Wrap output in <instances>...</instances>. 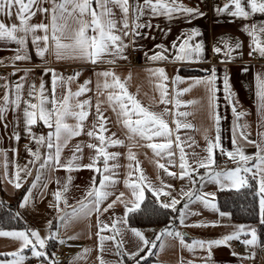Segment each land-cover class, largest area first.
Returning <instances> with one entry per match:
<instances>
[{"label": "snow or ice", "instance_id": "6c2138e0", "mask_svg": "<svg viewBox=\"0 0 264 264\" xmlns=\"http://www.w3.org/2000/svg\"><path fill=\"white\" fill-rule=\"evenodd\" d=\"M230 5L232 6L230 8ZM114 9H119V17ZM132 12L131 24L129 23V11ZM148 10L150 16H165L172 18L174 14L180 15H203V13L195 7L185 5L182 0H143L141 4L139 0H134L130 5L129 0H52V7L44 8L40 5L39 0H0V16L6 20L18 21L5 23V19H0V41L5 44L14 43L17 47L12 49L13 55L8 57L9 63L15 65L17 61H30L31 54L29 52V39L31 46L35 49V55L42 60L47 54H51L56 60L61 59H77L85 63L93 65L99 63L114 64L118 59H127L126 50L130 45H135L136 37L140 35L139 29L144 27H152L151 22L141 23L140 18ZM218 13H227L232 17H241L248 19L254 13H264V0H226L222 7H217ZM37 12L49 14L50 23L36 22L32 23V18ZM70 21L75 27L70 26ZM157 27H159L157 25ZM243 31L249 37V56L253 52L259 53L264 57V24H244ZM41 32V34H37ZM200 35L196 28H192L188 32H182L176 40L172 41L171 50L164 44H157L156 51L152 54L146 51L144 56L146 59L157 62L171 60L173 62H191L199 60L203 52V43L199 42L195 45L190 41L193 37ZM131 39H128V38ZM179 41V42H178ZM224 55L226 59L233 58V52L243 47L242 42L237 38L235 43H230L227 39L223 40ZM213 51L220 53L222 49L214 46ZM240 55V53H237ZM0 63L3 60L0 59ZM19 71L20 69H15ZM248 69L245 68L244 71ZM30 69H23L24 75L19 78L18 82L12 83L4 79L3 95L0 96V121L5 119L9 109L13 113L18 112L23 104V117L25 123V131L28 133V139L35 142V149L29 144L24 145L25 151L29 154L27 163L16 164V171L9 182L13 183L16 189L22 187V182L31 175V167L35 166L38 161L36 179L32 181L30 187L26 189L22 200L19 203L21 209L25 208L32 199L33 189L37 187L40 180L41 169L51 168L52 171L64 169L66 172L78 171L80 169L92 170L93 175L90 177V183L85 189L84 195L77 201L76 206L71 212H65L63 215L56 217L57 224L54 225L52 220L46 221L47 233L41 236L38 229H21V230H0V236L12 237L19 241L16 250L2 255L10 256L11 259L0 260V264H24L30 257L25 250L30 252L31 258H36L38 264H59L56 260L55 252L47 251L51 242L59 239V229L66 227L72 220L86 218L92 214L96 215L95 233L98 238V255L96 260L98 264H126L127 260L133 264H140L145 257L140 255L142 252L152 253L160 241V247H164L163 237H172L179 241L182 249H187L195 255L196 250H204L206 255L199 259L184 260L181 259L180 264H212V249L214 246L229 245V241L240 240L241 234L250 233V238H245L242 243L253 249L260 245L257 229L250 225L236 224L232 226V231L222 235L217 239H192L187 242L185 233L175 228V222L178 220L182 226L185 224L189 216H199L198 211H193L190 207L193 204L201 203L205 209L218 213L220 217H230L231 213L221 211L215 201V192H205L203 188L205 181L214 182L219 186V190L225 188L239 189L243 186L253 187L251 181L255 182V195L259 198V223L264 225V72H258L255 75V88L258 105V114L260 119L257 121L256 139H251L250 125L247 123H239L240 117L246 116L244 111H237L236 103H233V116L235 118L233 124L232 149L226 150L222 146L220 136V120L221 116L217 109V88L216 79L217 72L213 66L207 76L185 78L176 74L172 80L173 90L171 95L168 91L169 80L165 68L159 67L149 69L153 76L158 77L156 84L160 93L158 103L165 107L161 111L151 110L150 107L144 106L136 96L130 93L126 87V80L130 79L131 74L122 81L121 78L112 70H104L96 73L102 76V87L100 83L97 88L100 94L104 95L106 91V100L101 101L97 98L94 105V118L89 123V117L93 112V104L91 98L80 99V97L89 92L87 87L91 81L85 80L80 84L76 91H72L67 87L72 81L80 75L79 72L73 73L68 77L58 75L55 69L45 68L44 72L52 73L51 90L49 92L45 87V82L41 78L37 87L35 81L27 84L25 95V82L30 73ZM227 72V70H225ZM178 72V70H177ZM3 79V78H0ZM191 80L187 87L177 88L176 85L184 83L185 80ZM59 81V85H58ZM196 85H204L207 92V107L214 121L215 136L214 138L208 134V130H204L205 155L192 151L191 155L185 152V147H191L186 140L181 139L180 129H191L193 125L186 121L190 113L187 111H179L182 105H191L199 103L197 100H183L180 97L184 93H188ZM60 88L58 94L57 89ZM224 91L226 99L231 102V92L229 78L224 76ZM49 92V94H45ZM107 103L111 110L117 115V123L122 124L127 129V139L133 140L140 137L148 141L147 147L152 150L156 157L160 159L156 161V166L162 170L163 174L173 179L187 181L186 185H182L176 190L172 183L167 182L158 172L156 181H152L146 176L140 167L136 154L131 151L127 153V159L130 163L127 165L129 171L123 180L124 185L129 189V196L126 197L124 192H120L115 199L107 202L109 197L113 195L114 186L116 184L115 169L120 167L119 164L109 161L115 160L121 155L119 152L108 151L110 146L124 145L125 141L117 138L115 132L105 135L109 132L107 124L108 117L104 115L101 105ZM238 103V102H237ZM172 104L173 108L167 107ZM171 116L170 126L166 117ZM19 123V118L14 117ZM42 121L43 125L48 129L46 134L37 136L32 132V125L37 121ZM72 120L73 123L68 121ZM8 127L7 124L4 125ZM86 134L89 137L87 148L93 150V154L89 155L88 163H82L84 158L82 142H77L71 151V155L62 159L64 148L74 138ZM237 137L245 142V144L253 146L255 152L246 154L244 144L237 142ZM17 142L20 140V133L12 132V137ZM187 140H192L189 136ZM95 141V142H94ZM196 142L192 140V144ZM43 147L45 152L42 154L40 149ZM219 150L220 155H226L234 163L235 168L219 169L213 166L216 163V153ZM176 150L179 151V173L172 171L169 166L176 167ZM16 152L17 149H12ZM160 160H165L161 163ZM250 161L254 163L249 164ZM102 162V167L98 166ZM9 159L7 152L3 153L4 174L8 176ZM200 169H204L201 173ZM23 174V175H22ZM99 174L98 182L97 175ZM134 174H138L136 179H130ZM72 177L68 175L65 182L61 185L59 178L56 180L58 187L52 192L54 201L49 204L58 214L62 212L61 202L64 207H68V198L66 193L69 191ZM199 184V187L197 185ZM47 188V184L43 185ZM176 191V195L173 192ZM146 193H150L155 202L161 209L170 210L171 213L168 223L155 233V239L149 240L145 232L140 228L130 224V213H135L141 209V205L146 200ZM161 196L165 199L162 200ZM183 201L182 206L181 202ZM107 202V203H106ZM123 205V213L120 216L109 217L108 221L101 219L104 213H108L110 209H114L117 203ZM16 217L20 213L15 214ZM114 217V218H113ZM219 220L197 221L193 227H207L209 224L216 226L220 224ZM109 233V234H105ZM131 234V239L126 237ZM106 242H111L107 244ZM59 243L63 244L64 240L59 239ZM128 244L129 247H125ZM91 249L85 248L82 252L77 253L73 258L75 261L87 259V255ZM106 254H110L117 259H106ZM233 255H237L235 252ZM255 251L251 253L252 258ZM241 258V264H243ZM146 264V262H145Z\"/></svg>", "mask_w": 264, "mask_h": 264}, {"label": "crops", "instance_id": "0c3cea01", "mask_svg": "<svg viewBox=\"0 0 264 264\" xmlns=\"http://www.w3.org/2000/svg\"><path fill=\"white\" fill-rule=\"evenodd\" d=\"M40 5L44 8L51 9L52 0H39ZM59 2V0H57ZM134 0H129L131 5ZM142 4L143 0H139ZM182 2L189 6L198 8L203 15H180L174 14L172 18L165 16H150L148 10H145V14L141 16L140 22H151L152 27H144L139 29L140 35L136 37L135 45H130L126 50L127 59H118L114 64L108 63H97L93 65L92 63H85L82 60L77 59H61L56 60L50 53L46 55L45 59L35 55V49L31 46V40L29 39V52L31 54L30 61H17L15 65H12L8 61V57L13 55L12 49L17 47L14 43L5 44L0 41V59L3 60V63H0V68L3 69V73H0V85L4 83V79H7L9 82L15 83L19 81V78L24 75L23 69H30V73L25 82V95L27 84L35 81L37 87L42 78L45 82L46 89L51 90V77L52 73H45L44 69H55L58 75H64V71L67 68L73 67L77 69V72L80 73L74 81H72L67 87H70L72 91H76L80 84L87 79L91 83L87 86L90 91L84 93L80 99L91 98L93 104V112L89 117V123L94 118V105L99 98L101 101L106 100V91L104 95L100 94V90L97 88V84L100 83L102 87L103 80L105 79L102 76H98L96 73L104 70L114 71L122 81H125V78L131 74L130 79L126 80V87L128 91L136 96L140 102L146 106L150 107L151 110L161 111L163 104L158 103L160 100V93L157 90L156 84L158 82V77L150 74L149 69H155L163 67L166 70V73L169 77L168 81H165L168 84V91L171 95L173 86L171 83L172 78L179 74L182 77H204L209 74L205 70H210L213 66L217 72L216 79V96H217V109L216 111L221 116L220 120V136L221 143L224 149H232V137H233V124L234 116L232 112L233 103H236L237 111H244L247 113L246 116L240 117L239 123H247L250 125L251 139H256L257 131V121L260 119L258 114V105L256 97V88H255V75L258 72H264V57L260 56L259 53L253 52L251 56L248 55L249 51V37L243 31L244 24L255 23L257 25L264 24V13H254L247 20L241 17H232L227 13H218L216 8L222 7L223 4L220 0H182ZM232 6L230 5V8ZM117 16L119 17V9H114ZM49 14L37 12V15L32 18V23L44 22L50 23ZM0 19H5L0 16ZM132 12L129 11V23L131 24ZM16 22L15 17L13 20H6L5 23ZM157 25L159 27H157ZM70 26L75 27V25L70 21ZM192 28H196L200 35L195 36L190 41L191 44L195 45L196 43H203V52L201 53V58L199 60H194L191 62H173L171 60L167 61H157L153 62L145 58L144 52H148L149 55L152 54V51L158 49L155 48L157 44H164L169 50H171V44L173 40H176L182 32H188ZM37 34H41L38 32ZM239 39L243 47L236 49L233 52L232 59H226L224 55V43L223 40L227 39L230 43H235L236 39ZM128 39H131L130 37ZM179 42V41H178ZM214 46H218L222 49L220 53H215L213 51ZM136 47L143 48V52L138 58H133L131 55L132 49ZM240 53V55H237ZM190 68L197 69L204 72L202 75H182L180 68ZM247 68V71L244 69ZM15 69H20L16 71ZM178 70V72H177ZM227 70V72L225 71ZM227 75L229 78L230 92H231V102L229 99H226V94L224 91V76ZM189 83H192L191 80L186 79L184 83L176 85L177 88L187 87ZM59 85V81H58ZM4 89L0 87V96L3 95ZM46 92L45 94H49ZM57 92L59 94L60 88L58 86ZM207 92L204 85H196L188 93H184L180 98L183 100H197L199 103L191 105H182L179 111H187L190 113L186 118L187 122L193 125L191 129H180V135L182 140H186L188 144H191V147H185V152L191 155V152L194 150L202 155H205L204 147V130H208V134L214 138L215 136V127L214 121L210 115V110L207 107ZM238 102V103H237ZM170 109L173 108L172 104L167 105ZM104 115L108 117L109 123L107 127L109 129L108 133L105 135H110L111 132L116 133V137L125 141L124 145L110 146L108 151L119 152L121 153L115 160L109 161L110 164L116 163L120 167L115 169L116 174V184L114 186L113 195L109 197L107 202L115 199L120 192H124L125 196H129V189L124 185L123 180L126 178L127 172L129 169L127 165L130 161L127 159V153L129 151V146H131V151L136 154V158L139 161L140 167L143 170L144 174L148 176L152 181H156V176L158 172L163 176V178L172 183L176 190L182 185H186L187 181H181L179 179H173L163 174L162 170H159L156 166V161L159 160V157H156L150 148L146 145L148 141L141 139L140 137H135L133 140L127 139V129L122 126V124L117 123V115L114 113L107 103L101 105ZM23 104H21V109L13 113L11 109L7 112L5 119L0 121V187L2 190V195L6 198L9 197L10 200L15 201L17 199V211L20 213V216L27 222V228L38 229L41 236L46 235V221L52 220L53 224H57L56 217L58 215H63L65 212H71L72 208L76 206L77 201L84 195L85 189L90 183V177L93 175L92 170L89 169H80L78 171H72L71 173L66 172L64 169H59L57 171H52L51 168L41 169L40 180L37 182V187L33 189L32 199L29 204L21 209L19 203L22 200L23 195L26 192V189L31 186L32 181L36 179L37 169L39 168L38 161L35 166L31 167V175L27 177L26 180L22 182V187L16 189L13 183L9 182L13 177L16 168V164L23 165L27 163L29 159V154L25 151L24 145L27 143L33 149L36 145L34 141L28 139V133L25 131V123L23 117ZM14 117L19 118V123L16 122ZM171 124V116L166 117ZM73 123L72 120L68 121ZM7 124L8 127L5 128L4 125ZM32 132L37 136L40 134H46L48 129L43 125L42 121H37L35 125L31 126ZM17 131L20 133V140L17 142L12 137V132ZM191 137L196 143L192 144V140H187V137ZM82 142L85 146L83 148V160L82 163H88L89 155L93 154V150L87 148L86 144L89 142V137L86 134L81 136L74 137L69 144L64 148L62 153V159L67 158L71 155V151L74 148L77 142ZM95 142V141H94ZM237 142L244 144V151L246 154H251L255 152L253 146L245 144L243 140L237 137ZM12 149H17L16 152H13ZM41 153L45 152V149L41 147ZM216 153V163L213 166L217 170L219 169H230L235 168L237 165L226 155V162L222 164L220 162L221 155L219 150H214ZM7 152L9 165H8V176L4 174L3 167V153ZM176 160L177 166H169L172 171L179 173V151L176 150ZM161 163H164L165 160H160ZM254 163L250 161L249 164ZM102 167V162L98 165ZM200 172L203 173L204 169H200ZM23 175V174H22ZM68 175H71V185L69 187L68 193H66L68 198V207H64L63 202H61L62 212L57 213L53 208L49 207V204L54 201L52 192L56 190L58 185L56 184L57 178L60 179L61 185L65 182ZM97 175V182L99 174ZM138 174H134L130 179H136ZM47 184V188H44L43 185ZM199 187V184L197 185ZM244 187V186H243ZM242 188V187H241ZM235 189V188H225L224 190ZM240 189V188H239ZM205 192H215L216 197L215 201L217 202V195L220 191L219 186L214 182L205 181V186L203 188ZM147 194V193H146ZM173 195H176V191L173 192ZM164 196H161V199ZM163 200V199H162ZM106 202V203H107ZM178 205L177 207L182 206ZM219 206V205H218ZM193 211H198L199 216H189L186 219L185 224L188 226H182L177 220L175 222V228L185 233V239L187 242H191L192 239H217L224 234L230 233L233 229L232 226L236 225L230 217H220L218 213H215L211 210L205 209L201 203H196L190 206ZM120 216L123 213V205L119 202L114 206V209H110L108 213H104L101 216V219L108 221L109 217ZM114 218V217H113ZM212 221L219 220L221 223L212 226L209 224L207 227H193L197 221ZM255 227L257 229V235L259 237L260 245L264 244L260 241V229L258 224H245ZM163 227L156 228H143L142 231L145 232L146 237L149 240L155 239V233L160 231ZM11 231V230H7ZM96 228V215L92 214L86 218H80L72 220L66 227H61L59 229V239H63L64 242L69 243H80L84 247L75 252L74 257L77 253L83 251V249H91V252L87 255V259H81L75 261L74 264H98L96 257L98 255V238L95 233ZM109 234V233H105ZM250 238V233L241 234L240 240H232L236 242H242L243 239ZM59 239L50 243V246L47 248L49 251L50 247L58 249ZM126 239H131V234H129ZM164 247H160V241H157V246L152 250L151 254H148L146 251L140 253L144 256L145 259H148L147 264H180L181 259L191 260L199 259L201 256L206 255L204 250L197 249L195 255L190 253L187 249H182L179 245V241L173 239L172 237H163ZM111 244V242H106ZM230 246L221 245L214 246L212 249V264H241V258L243 259V264H259V258L262 247H256L253 249L251 246H248L240 250L236 247L231 246V241H229ZM19 246V241L12 237H3L0 236V260L11 259L10 256L2 255V253H8L16 250ZM125 247H129L128 244ZM255 251V256H251V253ZM235 252L237 255H233ZM25 253L30 257L29 259L33 260V264H38L36 258H31L30 252L25 250ZM73 257V258H74ZM106 259H117L116 257L106 254ZM28 260L24 262L27 263ZM73 264V259L68 263Z\"/></svg>", "mask_w": 264, "mask_h": 264}, {"label": "trees", "instance_id": "16d2710c", "mask_svg": "<svg viewBox=\"0 0 264 264\" xmlns=\"http://www.w3.org/2000/svg\"><path fill=\"white\" fill-rule=\"evenodd\" d=\"M144 50V49H143ZM182 75H202L203 71L181 67ZM253 187L244 186L240 189L222 190L217 195V202L221 211L231 213L232 221L236 224H258L260 229V241L264 244V225L259 223V198L255 195V182L251 181ZM0 193L2 190L0 187ZM17 199L15 201H0V230H21L27 228V222L21 217H16ZM171 213L170 210H164L156 204L150 193L146 194V200L141 205V209L135 213H130V224L132 226L143 228L164 227L168 223ZM54 247L49 248V254L55 252ZM126 264H133L127 260ZM147 264L148 259L141 260L140 264Z\"/></svg>", "mask_w": 264, "mask_h": 264}, {"label": "built area", "instance_id": "2783aa9c", "mask_svg": "<svg viewBox=\"0 0 264 264\" xmlns=\"http://www.w3.org/2000/svg\"><path fill=\"white\" fill-rule=\"evenodd\" d=\"M220 2L224 3L226 0H220ZM143 52V48L136 47L132 49L131 55L133 58H138L141 53ZM77 72L76 68L70 67L65 69L64 75L66 77L73 75V73ZM0 73H3V69L0 68ZM220 162L224 164L226 162L225 155H221ZM163 200L165 197L162 198ZM231 246L236 247L240 250H243L245 248V245L242 242H236L231 241ZM84 247L83 244L80 243H69L64 242L63 244H60L58 249L55 251V259L59 261V264H68L74 257L75 252L79 249H82ZM28 264H33L32 259H28ZM259 264H264V248L261 250L260 258H259Z\"/></svg>", "mask_w": 264, "mask_h": 264}, {"label": "rangeland", "instance_id": "374dc122", "mask_svg": "<svg viewBox=\"0 0 264 264\" xmlns=\"http://www.w3.org/2000/svg\"><path fill=\"white\" fill-rule=\"evenodd\" d=\"M6 199V200H5ZM5 200V201H10L12 202L13 200H10L8 196L6 198L0 193V201Z\"/></svg>", "mask_w": 264, "mask_h": 264}]
</instances>
